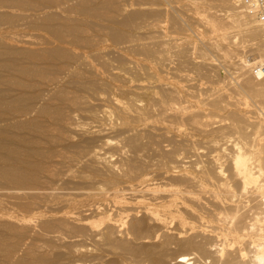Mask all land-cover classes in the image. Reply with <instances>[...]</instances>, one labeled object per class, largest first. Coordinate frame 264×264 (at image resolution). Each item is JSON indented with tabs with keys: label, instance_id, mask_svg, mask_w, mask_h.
Returning a JSON list of instances; mask_svg holds the SVG:
<instances>
[{
	"label": "bare ground",
	"instance_id": "1",
	"mask_svg": "<svg viewBox=\"0 0 264 264\" xmlns=\"http://www.w3.org/2000/svg\"><path fill=\"white\" fill-rule=\"evenodd\" d=\"M263 64L245 0H0V264H264Z\"/></svg>",
	"mask_w": 264,
	"mask_h": 264
},
{
	"label": "rangeland",
	"instance_id": "2",
	"mask_svg": "<svg viewBox=\"0 0 264 264\" xmlns=\"http://www.w3.org/2000/svg\"><path fill=\"white\" fill-rule=\"evenodd\" d=\"M195 2H196V1H195ZM211 10L213 11V9H211ZM211 10H210V11H211ZM216 10H217V9H216ZM214 11H215V9H214ZM218 13L221 14V13H223V11H222V12H218ZM199 28H201V26H200ZM202 29H203V28H202ZM248 48L250 49V47H246V48L243 49V50H245V52L247 51L246 53L243 52V50H242V51L239 50V52H240L239 55H242V54H243V56L245 57V59L249 58V57H250V54H249L250 52H249V49H248ZM241 53H242V54H241ZM243 56H242V57H243ZM233 61L235 62V60H233ZM217 62H218V61H217ZM238 65H239V64H238ZM237 67H238V66H236V65H235V66L230 65V66L220 67V68L217 70V71H218L217 76H219V77H218L219 80H221V81H224V80H225V81L227 82V81H228L227 78L230 79V77H229L230 75H229L228 73L231 72L232 76L236 75V72H235V71H237V70H236ZM222 68H223V69H222ZM223 70H224V71H223ZM228 70H229V71H228ZM222 71H223V72H222ZM225 71L228 72V73H226ZM224 76H225V79H224ZM227 76H228V77H227ZM222 77H223V80L221 79ZM111 135H112V136H111ZM110 136L113 137V138L115 139V137H114L113 134H110ZM114 139L112 140V143L116 141V140L114 141ZM106 148H108V147H106ZM106 148H104V150H108V151H109V149H110L111 147H109L108 149H106ZM111 149H112V148H111ZM112 150H113V149H112ZM112 150H110V151H112ZM117 151H118V152H117L118 154H116V155L114 156L115 160H116L117 158H119V159L121 158V155H120V157L117 156V155L120 154V153H119V150H117ZM113 152H114V151H113ZM115 152H116V150H115ZM115 152H114V154H115ZM114 158H113V159H114ZM117 161H118V160H117ZM79 164H80V163H73V162H72V163H66V164H65V163L60 164L59 167H60L61 171L63 172V174L60 173L61 175H60V174H59V175L62 176V175L65 174L66 177H65V175H64V178L61 177L63 180L65 179V181H67V179H68L69 177H71L76 171H77V172H76V175H77V174L80 175V174L82 173V171H81L82 165H79ZM68 165H71V166H68ZM78 166H80V167L78 168ZM59 167L57 166V168H59ZM76 167L78 168V170L76 169ZM74 171H75V172H74ZM59 172H60V171H59ZM74 175H75V174H74ZM76 175H75V176H76ZM67 177H68V178H67ZM61 178H59V179H61ZM66 178H67V179H66ZM71 179H73V178H70V179H69V182L72 181ZM77 180H78V179H76V180H74V181H77ZM56 182H57L58 184L60 183L58 180H57ZM67 182H68V181H67ZM58 184H57V185H58ZM69 184H70V183H68V185H69ZM126 184H127V183H126ZM126 184H123L122 186H127L128 184H127V185H126ZM125 189H126V188H125ZM126 191H128V190H126ZM126 191H124V192H126ZM82 192H83V191H82ZM128 192H129V194H130V191H128ZM128 192H127V193H128ZM80 193H81V192H80ZM80 193H79V194H80ZM127 193H126V194H127ZM80 195H82V194H80ZM83 195H84V196H81V198H78V197L76 196V197H77L76 200H78L79 205L83 204V202H82L83 197H84V199H83V200H84V203H85V201L88 202V203H87V206H85V205L83 204V206H84L85 208H86V207L88 208V207L94 205L95 201H94V203L92 204L93 200L91 201V203H90V200H89V198H90V199H94V197L91 198L92 196L90 197V195H89V196L87 195V196H88V199L85 198V195H86L85 191H84V194H83ZM78 196H79V195H78ZM125 196H126V197H130L128 194L125 195ZM86 199H87V200H86ZM76 200H75V201H76ZM94 200H95V199H94ZM109 200H110V199H109ZM109 200H108V201H109ZM79 201H80V202H79ZM111 202H112V201H111ZM111 202H110V203H111ZM75 203H76V202H75ZM78 203H77V204H78ZM80 203H81V204H80ZM88 204H89L90 206H88ZM91 204H92V205H91ZM79 205H78V206H79ZM110 205H113V202H112V204H109V206H110ZM114 205H115V204H114ZM42 206H43V207H46L44 204H43ZM37 207H38V206H37ZM112 207H113V206H112ZM40 208L43 209L42 207H40ZM82 208H83V207H82V205H81L80 207H78V210H82ZM87 208H86V209H87ZM83 211H84V209H83ZM83 211H82V212H83ZM80 212H81V211H80ZM87 212H88V211H86V213H87ZM34 230H35V229L33 228V233H32V232H30V233H31V234H34ZM31 231H32V229H31ZM30 236H31V235H30ZM33 236H34V238L37 239V237H35V235H33ZM75 237H77L76 239H77V241H79V242L74 241L73 238H71L70 240L68 239V240H66V241L70 243V242L72 241V239H73L72 243L75 244L76 246H78L79 243H82V244H85V245H89V244H91V242H90L89 240H85L86 242H84V241H83L84 238H83L82 236H75ZM78 237H79V238H78ZM30 238H32V236H31ZM30 238L28 239V237H27V240L29 241ZM82 238H83V239H82ZM54 239H57V237H55ZM76 239H75V240H76ZM81 239H82V241H81ZM32 240H34V239L32 238ZM61 240L64 241L63 239H60V241H61ZM25 241H26V239H25ZM87 241L90 242V243H88ZM26 242H27V241H26ZM36 242H37V240H36ZM38 242H39V241H38ZM38 242H37V243H38ZM40 242L42 243V240H41V239H40ZM40 242H39V244H41ZM58 242H59V241H58ZM64 242H65V241H64ZM64 242H63V243H64ZM76 243H78V244H76ZM86 243H87V244H86ZM41 245H43V244H41ZM80 245H81V244H80ZM89 246H90V245H89ZM62 248H64V251L66 250L65 247H62ZM62 248H61V249H62ZM74 248H75V247H74ZM62 251H63V250H62ZM75 257L77 258V255H75ZM75 257H73V258L76 260ZM73 258H72V259H73ZM72 259H70V260H72ZM77 261H78V259H77ZM71 262L74 263V260L71 261ZM75 262H76V261H75ZM79 262H80V261H79ZM79 262H78L77 264H81V262H80V263H79ZM74 264H76V263H74Z\"/></svg>",
	"mask_w": 264,
	"mask_h": 264
},
{
	"label": "built area",
	"instance_id": "3",
	"mask_svg": "<svg viewBox=\"0 0 264 264\" xmlns=\"http://www.w3.org/2000/svg\"><path fill=\"white\" fill-rule=\"evenodd\" d=\"M254 18L264 24V0H245ZM257 75L264 76V64L258 66L255 71Z\"/></svg>",
	"mask_w": 264,
	"mask_h": 264
}]
</instances>
